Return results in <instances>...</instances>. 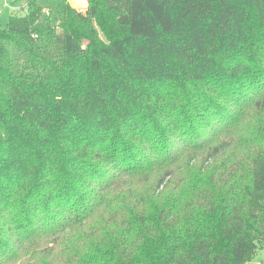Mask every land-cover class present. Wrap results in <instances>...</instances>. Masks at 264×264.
Here are the masks:
<instances>
[{
  "label": "trees",
  "instance_id": "trees-1",
  "mask_svg": "<svg viewBox=\"0 0 264 264\" xmlns=\"http://www.w3.org/2000/svg\"><path fill=\"white\" fill-rule=\"evenodd\" d=\"M21 1L0 264H264V0Z\"/></svg>",
  "mask_w": 264,
  "mask_h": 264
},
{
  "label": "rangeland",
  "instance_id": "rangeland-1",
  "mask_svg": "<svg viewBox=\"0 0 264 264\" xmlns=\"http://www.w3.org/2000/svg\"><path fill=\"white\" fill-rule=\"evenodd\" d=\"M82 1L81 5H74L72 7L80 12H84L87 7V1ZM23 1L21 0H0V29H4L6 27L7 21L11 16H22L25 14V11L22 9ZM261 253H256L254 258L255 261H251L250 263L259 264L262 260Z\"/></svg>",
  "mask_w": 264,
  "mask_h": 264
},
{
  "label": "bare ground",
  "instance_id": "bare-ground-1",
  "mask_svg": "<svg viewBox=\"0 0 264 264\" xmlns=\"http://www.w3.org/2000/svg\"><path fill=\"white\" fill-rule=\"evenodd\" d=\"M72 1H73L72 4L74 5H81L80 3L82 2L80 0H72Z\"/></svg>",
  "mask_w": 264,
  "mask_h": 264
},
{
  "label": "crops",
  "instance_id": "crops-1",
  "mask_svg": "<svg viewBox=\"0 0 264 264\" xmlns=\"http://www.w3.org/2000/svg\"><path fill=\"white\" fill-rule=\"evenodd\" d=\"M68 2L70 3V5L72 6V0H68ZM85 2H86V0H85ZM87 4V3H86Z\"/></svg>",
  "mask_w": 264,
  "mask_h": 264
},
{
  "label": "built area",
  "instance_id": "built-area-1",
  "mask_svg": "<svg viewBox=\"0 0 264 264\" xmlns=\"http://www.w3.org/2000/svg\"><path fill=\"white\" fill-rule=\"evenodd\" d=\"M248 264H255V263H248Z\"/></svg>",
  "mask_w": 264,
  "mask_h": 264
}]
</instances>
